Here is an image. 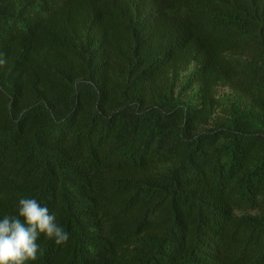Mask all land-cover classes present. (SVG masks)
<instances>
[{"label":"trees","instance_id":"obj_1","mask_svg":"<svg viewBox=\"0 0 264 264\" xmlns=\"http://www.w3.org/2000/svg\"><path fill=\"white\" fill-rule=\"evenodd\" d=\"M0 53V219L69 233L29 264H264V0H0Z\"/></svg>","mask_w":264,"mask_h":264},{"label":"clouds","instance_id":"obj_2","mask_svg":"<svg viewBox=\"0 0 264 264\" xmlns=\"http://www.w3.org/2000/svg\"><path fill=\"white\" fill-rule=\"evenodd\" d=\"M2 56L0 53V65L6 63ZM17 212V216L0 219V264L35 262L41 253L37 242L41 235L57 245L67 243L69 233L57 223L55 214L35 198H19Z\"/></svg>","mask_w":264,"mask_h":264}]
</instances>
